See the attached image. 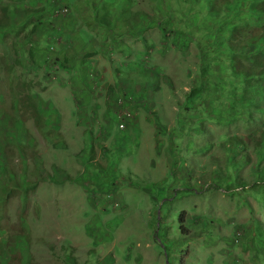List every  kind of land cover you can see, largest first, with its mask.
I'll list each match as a JSON object with an SVG mask.
<instances>
[{
    "label": "rangeland",
    "instance_id": "1",
    "mask_svg": "<svg viewBox=\"0 0 264 264\" xmlns=\"http://www.w3.org/2000/svg\"><path fill=\"white\" fill-rule=\"evenodd\" d=\"M76 1L81 4L76 8L59 0L55 1L59 8L51 14H33L31 9L41 6L38 0H0L9 5L18 40L26 36L22 26L40 21L26 36L34 42L37 63L25 59L24 69L15 71L31 79L45 101L38 107L42 125L27 111L21 112L20 120L16 113L17 122L1 119L6 147L17 132L25 151L24 157L19 150L13 154L6 171L18 173L23 182L29 175L37 180L26 210L25 257L42 264H166L177 256L183 264H228L233 256L238 264H260L252 251L257 243L251 238L253 217L264 220L256 196L241 189L234 195L206 189L214 184L216 162L225 166L220 142L229 134L247 135L246 111H237L236 123L227 124L223 113L221 119L202 126L195 115L192 118L199 107L184 111L178 106L188 84L199 81L197 47L188 33L211 30V15L198 13L206 9L204 2L197 11L194 2L177 6V0H138L150 16L160 18L143 33L146 43L129 34L124 41L109 33L99 42L93 30L90 41H81L75 29L90 15L85 0ZM109 1L118 3L111 9L120 16L124 14L119 7L130 3ZM246 6L238 7L243 12ZM251 19L256 21L255 16ZM66 28L72 39L63 47V38L55 34ZM161 30L168 35H161ZM51 36L63 50L55 49L57 44L54 49L46 47ZM196 37L202 42L201 36ZM11 38L0 42V51L12 44ZM119 43L123 51L115 49ZM63 57L66 66L58 60ZM150 68L154 77H160L149 81ZM224 68V62L215 63V76H223ZM204 98H216L215 89ZM3 108L11 111L9 105ZM190 119L197 127L189 124ZM242 165L243 175L250 179L252 165L245 161ZM6 202L14 223L19 219L17 199ZM180 226L189 230L188 244L183 246L185 239L178 238L167 258L163 239L178 237ZM18 250L23 253L22 246Z\"/></svg>",
    "mask_w": 264,
    "mask_h": 264
},
{
    "label": "trees",
    "instance_id": "2",
    "mask_svg": "<svg viewBox=\"0 0 264 264\" xmlns=\"http://www.w3.org/2000/svg\"><path fill=\"white\" fill-rule=\"evenodd\" d=\"M38 1L41 2V6L31 9L33 14H41L42 12L51 14L55 8L60 6L59 2H55L59 0ZM97 1L85 0L83 2V5L88 8L90 17L89 20H83L84 24L81 27L75 29L81 41H90L92 38L91 30H93L94 34L99 36L97 37L99 42L106 40L108 33L114 34V36L124 41L126 38H123V36L127 37L126 34H129L134 37L133 40L146 42V37L143 33L151 25L160 23V18L156 15L150 16L137 3L138 0H130V3L125 0L128 6L122 4V7H119L124 14L121 16L117 15V9L114 7L111 9V6L118 5L115 1ZM200 1L205 4L206 9L204 11L200 10ZM66 2V5L68 7L72 6V8L81 5L77 1L75 3V0H66ZM191 2L195 3L197 11L200 10L198 11L199 15H211L210 26L212 27L211 30L200 28L197 31L194 30L192 34L188 33L190 40L197 47L196 56L198 61L196 62V68L199 81L188 84L190 89L183 93L185 98L178 103V106L182 107L184 111H188L189 108L197 109L199 107L195 114L192 115V118L195 119L193 117L195 115L202 126H206V122L221 119L223 117L221 114L223 113L226 114L224 115L226 116L224 121L227 124L236 123L239 121L237 111L245 110L246 119L244 122L245 126L249 127L246 130L247 135L245 138L241 135L229 134L225 141L220 142L219 146L225 149V166L222 168L221 163L216 162L214 184L207 186L206 189L222 190L223 194L229 195H234L236 189L246 190L247 192L244 193H253L258 199L260 206L264 208V0H177V6L190 5ZM242 3H246V11L248 13L245 9L241 12V7L238 6L242 5ZM252 16L256 17V21L251 19ZM39 23L40 21L30 22L22 26L21 31H26L25 35L30 36L31 32L35 31L39 26ZM127 25L130 26L124 29ZM127 30L129 32L124 33ZM68 31L69 29L66 28L62 31L63 34L58 31L55 34L57 37L63 38L61 42L63 47L71 44V33ZM18 32L19 29L15 27L9 13V5H3L0 2V42L5 43V38L10 35L13 37L11 38L12 44L3 45L5 50L0 51V127H2V129L0 128V264H42L31 260L30 257L26 258L27 252H24L29 249V244L26 243L28 240L26 210L30 192L36 189L35 183L37 180L33 181L29 175V179L26 181L25 178L23 182L20 180L21 176L18 173L15 175L6 171V163L8 164L12 160L13 154L19 150L23 152L24 157L25 151H23L24 145L20 144V137L17 132L10 136L12 140L8 144L12 145L8 147L3 143L2 137V132L5 130L1 119L6 117L8 122H17L18 119L15 115L19 113V120L22 119V111L23 115L26 111L28 114L33 115L34 121L38 126L40 125L39 127L42 125V123L40 124L38 107L42 106L40 103L45 101L40 96V93L35 90L33 81L24 79L21 73H16L17 70L15 71L16 68L20 67L24 69L25 64L22 62L25 59L32 63H37L35 60L36 48L33 40L29 37H23L26 42H23V39L21 41L18 40ZM195 32L197 33L194 34ZM164 33L165 36L168 35V31L166 33L161 30V35L164 36ZM196 36H201L202 42ZM56 38L51 36L50 40L44 44L48 49H54V44H57L55 49L63 50L61 45L56 42ZM115 49L123 51L120 43ZM144 57H149V55ZM58 60H60L61 66H66V57ZM218 62L225 63L223 76L220 74L215 76L213 66ZM152 70L154 72L153 68L148 69L147 79L149 81L160 77L159 75L154 77ZM190 73L188 72L187 75ZM154 85L156 89L159 88L157 83H154ZM169 86L172 89L175 88L172 85V81ZM211 88L215 89L216 98H210L211 101H206L207 99L204 98L205 93ZM7 98H9L8 103ZM4 105H9L11 111L5 112ZM202 106H205L206 109L200 110ZM20 109L21 111H19ZM228 110L231 111L227 112ZM204 116H208V118ZM21 121L23 122V120ZM190 123L197 127L192 119H190ZM247 123L250 124L247 125ZM192 124L190 127H192ZM259 126L261 127L260 130L258 129ZM20 127L22 126L20 125ZM18 128L15 127L14 130ZM244 161L252 165L250 179L243 175L244 171L242 172L241 167ZM20 169V166H18V172ZM26 170H28L27 165L25 172ZM225 185H227L226 188ZM233 187H235V191H232ZM191 189L192 187L188 186L187 190L191 191ZM11 197H15L18 202L17 215L19 219L14 223L9 220L6 208V200ZM241 197H243V202L249 206L245 196L241 195ZM253 219L251 238L257 244H255L252 251L258 262L264 264V253L262 252V249H264V220L257 217H253ZM156 222L157 216L155 214V239L159 230L156 229ZM188 236L189 230L180 226L178 237L163 239V247L167 252V258L173 251L171 243L174 244L178 238H183L185 239V245L182 244L184 241L176 244L177 246H186L188 244L186 242ZM229 245L232 246L233 244L230 243ZM18 246H22L23 253L18 250ZM166 264H183V260L177 256ZM228 264H238L237 259L235 260L232 256Z\"/></svg>",
    "mask_w": 264,
    "mask_h": 264
},
{
    "label": "clouds",
    "instance_id": "3",
    "mask_svg": "<svg viewBox=\"0 0 264 264\" xmlns=\"http://www.w3.org/2000/svg\"><path fill=\"white\" fill-rule=\"evenodd\" d=\"M121 124H122V123H119V127H120V128L123 126V125L121 126Z\"/></svg>",
    "mask_w": 264,
    "mask_h": 264
},
{
    "label": "crops",
    "instance_id": "4",
    "mask_svg": "<svg viewBox=\"0 0 264 264\" xmlns=\"http://www.w3.org/2000/svg\"><path fill=\"white\" fill-rule=\"evenodd\" d=\"M120 74H122V73H120ZM85 103H87V102H85Z\"/></svg>",
    "mask_w": 264,
    "mask_h": 264
},
{
    "label": "built area",
    "instance_id": "5",
    "mask_svg": "<svg viewBox=\"0 0 264 264\" xmlns=\"http://www.w3.org/2000/svg\"><path fill=\"white\" fill-rule=\"evenodd\" d=\"M123 124H121V126H122Z\"/></svg>",
    "mask_w": 264,
    "mask_h": 264
}]
</instances>
